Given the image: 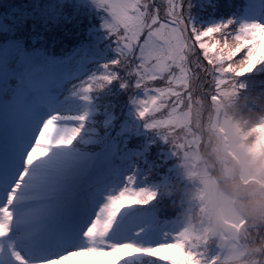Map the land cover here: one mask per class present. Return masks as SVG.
Here are the masks:
<instances>
[{
  "label": "snow or ice",
  "instance_id": "1",
  "mask_svg": "<svg viewBox=\"0 0 264 264\" xmlns=\"http://www.w3.org/2000/svg\"><path fill=\"white\" fill-rule=\"evenodd\" d=\"M96 3L111 17L104 27L118 57L83 88L84 99L116 79L125 89L134 86L144 94L133 97L138 117L172 143L177 156L198 146L195 130L187 132L186 109L198 98L215 100L253 68L264 69V0H251L239 22L207 30L192 26L185 0ZM59 119L21 103L0 108V264H181L192 258L174 228L159 230L151 214L157 193L138 188L133 177L119 183L93 173L72 150L81 128H61Z\"/></svg>",
  "mask_w": 264,
  "mask_h": 264
},
{
  "label": "clouds",
  "instance_id": "2",
  "mask_svg": "<svg viewBox=\"0 0 264 264\" xmlns=\"http://www.w3.org/2000/svg\"><path fill=\"white\" fill-rule=\"evenodd\" d=\"M186 111L198 146L177 156L182 182L157 193L175 197L174 229L193 253L181 264H264V87L233 84Z\"/></svg>",
  "mask_w": 264,
  "mask_h": 264
},
{
  "label": "rangeland",
  "instance_id": "3",
  "mask_svg": "<svg viewBox=\"0 0 264 264\" xmlns=\"http://www.w3.org/2000/svg\"><path fill=\"white\" fill-rule=\"evenodd\" d=\"M39 2L40 4H37L35 7L37 13L31 11L34 2L23 5V7L20 8V18L18 17L19 19L17 18L18 20L16 19V21H23V23L28 22V20L35 23L41 22L45 27H63L66 25L65 21L75 22L78 26H83V23H85L92 29L91 36L96 38L97 41L100 40L101 43H104L103 41L106 39L112 40L111 42L114 44L105 43V47L111 49V51L113 50V55L105 56V54H99V58L96 62L89 63L82 69L81 75L71 78L67 84H60L57 88L46 90L47 94H45L42 99L48 103V107L44 109H40L34 104V101L38 100L36 97L30 99V93L28 92L29 87L26 89L27 92L23 98V72L15 68V55L10 56L7 60L0 59V74H9L10 76L19 77L16 87L10 89L9 101L13 103V101H15L14 98H19L21 95L17 103H21L26 108L30 106V109L35 110L44 118L59 116L58 125L61 128H77L83 122L77 118L85 116L86 121H90L89 123H91V126L89 127L85 121V130L83 134L86 135V138L77 139L74 144V146H77L72 150H82L88 153L92 144L89 143V139L94 135L97 137L100 124L102 126L103 123L105 127L106 124L118 122L119 119H123L119 118L123 115L121 109H125L123 105L119 106L116 108L114 115L111 109L109 111L107 110V113H104L100 108L101 106L99 103H108V99L118 97L117 94L111 95L109 91H106L108 86L99 89V91L94 89L92 91L93 93H87L88 99H84L85 93L83 92V88L88 85L92 78L99 77V75L102 76L105 73L104 65L107 61V63H111L118 57V53L115 50V41L104 27L106 22L111 21V17L105 9L98 7L96 0H49ZM229 2L230 0H185L190 20L193 18L198 24H201V28H199L201 30H207L219 24L226 23L229 20H236L239 22L242 19L243 13H241L239 7L229 4ZM6 18L9 19V16L0 17V27ZM3 28L9 29L7 25H4ZM64 67L71 70L72 64L69 63ZM263 71L264 69H258L256 73L241 78L239 83L247 85L250 89L259 90L261 87H264V83L258 84L259 79H254L252 77ZM129 83L132 84L133 82L129 81ZM24 84H27V82ZM116 86L122 91V94H120L122 98L123 96H127V101L125 103H131V110L127 114L131 119L129 122H135L136 125H141L143 127L142 131L138 133L139 135L145 136L148 139L156 138L158 141L157 143H162V152L165 154V158L173 159L171 163L175 165V167H169L167 176L163 178L159 166L156 163L152 164L148 162L146 158H142V153L140 151L132 150L125 154L123 161L117 166V169L109 172V178L119 183H126L128 177H133L138 188H146L156 193H159L161 187L164 185L173 182H182L179 158L174 154L173 146L157 135L155 131L147 129L144 121L140 120L138 117V105L134 104L132 101L133 97L142 99L144 96L143 92L135 90L134 86L127 89L121 87L120 80L116 81ZM130 91L131 93H129ZM92 94H94L95 99L92 98ZM12 103L7 104L9 107L13 106V104H17ZM95 117L96 120L94 121ZM97 140L96 138V141ZM173 172L175 175L179 173V178L177 177L179 182L176 180V177L173 181L169 180L168 176L173 178ZM164 202H166V197L160 193L151 205V213L157 215V220L160 217L159 211L164 210L158 207V203L162 204ZM172 210L178 209L172 207L168 212ZM174 224L175 220H168L166 222L159 221L158 227L159 230L163 232L173 229ZM215 254L216 253L213 252L211 254L212 257H214ZM208 264H211V260H209Z\"/></svg>",
  "mask_w": 264,
  "mask_h": 264
},
{
  "label": "trees",
  "instance_id": "4",
  "mask_svg": "<svg viewBox=\"0 0 264 264\" xmlns=\"http://www.w3.org/2000/svg\"><path fill=\"white\" fill-rule=\"evenodd\" d=\"M39 1L49 0H0V17L9 16V19H4L0 27V59L7 60L10 56L15 55V68L23 73L28 72L33 78L40 80L46 76H52V78L59 75L66 76L68 73L71 76H78L87 64L97 61L99 54L113 55V50L111 51V49L105 47V43L114 44L111 42L112 40L106 39L103 41L104 43H101L100 40L97 41L96 38L91 36L92 29L85 23H83V26H78L75 22L65 21L66 25L63 27H45L41 22L35 23L28 20V22L23 23V21H16L21 14L20 8L25 4L34 2L31 11L37 13L35 7L40 4ZM250 2L251 0H230L229 4L239 7L241 13L245 16ZM190 22L195 28H201V24H198L193 18ZM4 25H7L9 29H4ZM107 62L105 65L110 64ZM69 63L72 64L70 72L67 67H64ZM252 78L259 79L258 84L264 83V71ZM15 79V76L0 74V108L7 106L5 99L10 97V89H13L15 81L17 83ZM118 80H113L106 88V91H109L111 95L117 94L118 97L108 99V103L99 104L104 113L111 109L114 115L116 108L123 105L125 109H121L123 115L119 117L123 119L106 124L105 127L103 123L102 126L100 124L97 137L94 135L89 139V143H92L89 152L82 150H75L74 152L80 154L90 170L104 171L117 165L124 153L138 150L142 153V158H146L152 164L156 163L161 173L166 175L169 167H175L171 163L173 159L165 158V154L162 152V143H157L156 138L148 139L138 134L142 131L143 127L141 125L129 122L131 119L127 114L131 110V103H125L127 96H123V98L120 96L122 91L116 86ZM95 90L99 91V89ZM91 93L93 92L91 91ZM92 98L95 99L94 94H92ZM89 122L87 124L90 127L91 123ZM83 137L86 138V135L80 131L77 139ZM74 144L72 149L77 146H74ZM158 204L160 208L162 205ZM166 206L162 208L164 209L162 213L166 215L163 216L162 214L161 217H169V214L170 217H175L179 210L168 212L172 206H168V204Z\"/></svg>",
  "mask_w": 264,
  "mask_h": 264
}]
</instances>
